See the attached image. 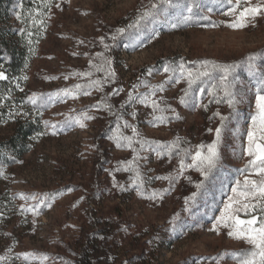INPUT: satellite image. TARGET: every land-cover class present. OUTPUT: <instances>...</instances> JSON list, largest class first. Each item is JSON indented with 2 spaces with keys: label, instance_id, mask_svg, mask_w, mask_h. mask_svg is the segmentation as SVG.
Here are the masks:
<instances>
[{
  "label": "rangeland",
  "instance_id": "rangeland-1",
  "mask_svg": "<svg viewBox=\"0 0 264 264\" xmlns=\"http://www.w3.org/2000/svg\"><path fill=\"white\" fill-rule=\"evenodd\" d=\"M235 2L14 0L24 52L0 141L20 119L40 129L0 162V264H240L255 250L217 224L237 181L260 179L247 147L264 96V14L228 25L264 0L229 15ZM217 129L207 176L182 168ZM252 215L258 227L259 210L239 214Z\"/></svg>",
  "mask_w": 264,
  "mask_h": 264
},
{
  "label": "snow or ice",
  "instance_id": "snow-or-ice-1",
  "mask_svg": "<svg viewBox=\"0 0 264 264\" xmlns=\"http://www.w3.org/2000/svg\"><path fill=\"white\" fill-rule=\"evenodd\" d=\"M171 2L172 0H162V3L170 4ZM242 2L247 3V0H236L235 5L229 10L228 14L237 15L236 9L241 7ZM229 3H231V0H229ZM156 8L157 5H152V9ZM154 14L155 13L150 9L144 12L140 19L143 20L147 17L153 16ZM261 14H264V4L243 7L242 11H240L237 15L236 20L228 26L234 29L246 27V18H255ZM190 19V16H186L182 22L187 23ZM177 26V24L172 25L174 28ZM123 31V29L119 30L121 33ZM115 38L116 37H113V39ZM165 71H169V69L166 68ZM191 76L192 74L189 73V77ZM6 79L7 76L5 73L0 72V80ZM192 82L193 81L190 79V86ZM76 87L79 88L80 86L77 85ZM63 92L65 95H68L72 92V90L64 89ZM57 95H59V93H57ZM29 99L33 104H35L37 97L34 94ZM153 105L155 106V102H153ZM257 109V116L254 117L252 121L253 131L248 133L247 154L252 157V159L249 161L247 169H251V171L258 174L260 179L251 180L245 178L243 184H241L240 181H237V186L232 189L233 195L229 198L228 204L224 207V212L217 221L218 225L223 224L225 227L231 229L228 233L230 236L237 239H244L249 244L254 246L255 250L247 254L246 257L241 260L240 264H264V96L258 97ZM86 118L91 119V117ZM221 119H223V117ZM77 122H80L79 118H77ZM257 124H259V127H257ZM80 126L83 127L84 125L81 123ZM52 127H55V125H52ZM256 133L259 134L255 135ZM216 137L217 140L215 143L199 146L200 150L192 157L193 164L185 165L183 161H181V167L195 166L200 171L204 172L205 176H207V170L213 168L218 159L217 145L220 140L219 129L216 131ZM205 148H207L206 154L204 152ZM257 210H259L262 216L259 220L258 227H256L257 217L255 215H252L251 219L248 220L240 219V213L243 212L250 215Z\"/></svg>",
  "mask_w": 264,
  "mask_h": 264
},
{
  "label": "trees",
  "instance_id": "trees-1",
  "mask_svg": "<svg viewBox=\"0 0 264 264\" xmlns=\"http://www.w3.org/2000/svg\"><path fill=\"white\" fill-rule=\"evenodd\" d=\"M13 2L14 0H0V72L9 74L6 80H0V122L10 117V105L19 101L16 96L17 84L11 74L21 67L24 49L8 23ZM14 122V133L6 140L0 141L1 163H9L14 157L21 156L27 148L30 136L40 129L38 124L29 118Z\"/></svg>",
  "mask_w": 264,
  "mask_h": 264
}]
</instances>
